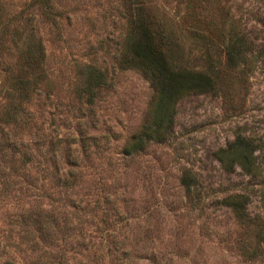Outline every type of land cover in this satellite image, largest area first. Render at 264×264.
I'll return each mask as SVG.
<instances>
[{"label":"rangeland","instance_id":"obj_1","mask_svg":"<svg viewBox=\"0 0 264 264\" xmlns=\"http://www.w3.org/2000/svg\"><path fill=\"white\" fill-rule=\"evenodd\" d=\"M140 15L216 89L183 96L166 140L131 154L156 96L120 64ZM91 68L107 79L92 97ZM239 136L253 173L219 158ZM0 264H264V0H0Z\"/></svg>","mask_w":264,"mask_h":264},{"label":"trees","instance_id":"obj_2","mask_svg":"<svg viewBox=\"0 0 264 264\" xmlns=\"http://www.w3.org/2000/svg\"><path fill=\"white\" fill-rule=\"evenodd\" d=\"M169 36L159 33L154 29L151 22L141 17H135L133 27L126 37L125 52L121 57L120 64L125 69H136L149 80L155 89V103L152 108L151 119L142 132L134 137L128 145L127 152L142 151L151 141L162 142L166 140L167 132L172 128L177 102L190 93H207L215 91V81L205 72H193L184 67L173 56V42ZM247 46L243 37H234L228 40L225 46L227 64L236 67L243 59L244 50ZM30 63L29 68L38 65L43 53L37 48H30L27 52ZM36 56V57H35ZM88 94L99 87L107 84V79L102 71L91 68L88 70ZM30 78V77H29ZM23 72L16 78L19 92H26L28 80ZM255 147L243 136L236 138L228 149L221 150L219 158L223 161H231L239 164L248 173H253L257 168L254 158ZM227 163V162H226ZM247 197L234 196L226 199L227 206L231 207L240 219L246 214Z\"/></svg>","mask_w":264,"mask_h":264}]
</instances>
